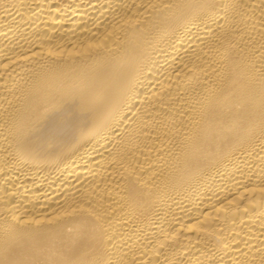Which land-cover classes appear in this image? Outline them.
Segmentation results:
<instances>
[{"label":"bare ground","instance_id":"6f19581e","mask_svg":"<svg viewBox=\"0 0 264 264\" xmlns=\"http://www.w3.org/2000/svg\"><path fill=\"white\" fill-rule=\"evenodd\" d=\"M0 264H264V0H0Z\"/></svg>","mask_w":264,"mask_h":264}]
</instances>
